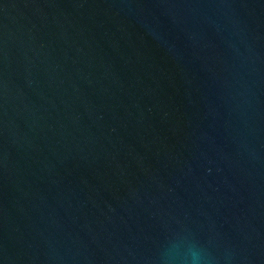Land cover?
<instances>
[{
	"label": "water",
	"instance_id": "water-1",
	"mask_svg": "<svg viewBox=\"0 0 264 264\" xmlns=\"http://www.w3.org/2000/svg\"><path fill=\"white\" fill-rule=\"evenodd\" d=\"M0 264H264V0H0Z\"/></svg>",
	"mask_w": 264,
	"mask_h": 264
}]
</instances>
